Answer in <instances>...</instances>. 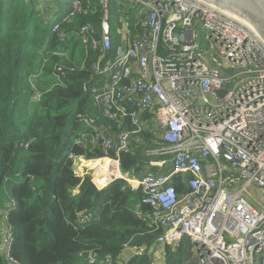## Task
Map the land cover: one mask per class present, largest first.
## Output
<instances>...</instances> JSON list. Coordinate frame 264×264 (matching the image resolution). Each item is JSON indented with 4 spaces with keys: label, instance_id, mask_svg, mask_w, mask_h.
Returning a JSON list of instances; mask_svg holds the SVG:
<instances>
[{
    "label": "built area",
    "instance_id": "1",
    "mask_svg": "<svg viewBox=\"0 0 264 264\" xmlns=\"http://www.w3.org/2000/svg\"><path fill=\"white\" fill-rule=\"evenodd\" d=\"M84 3L74 1L52 34L85 12ZM98 7L97 26L84 25L75 34L87 53L99 52L84 84L97 116L77 119L92 130L82 140L103 153L88 163L109 161L113 172L106 179L96 166L93 184L102 190L123 180L131 193L143 195L150 212L136 213L161 231L151 253L189 239L198 264H264V45L244 24L199 0H99ZM113 9L120 17L117 31L111 27ZM62 68L53 73L55 85L64 84ZM41 75L30 79L31 104L42 100L36 80ZM100 114L118 124L115 136L99 132ZM144 132L155 137L148 151L158 157L148 165L154 171L124 173L121 157L136 151ZM32 143L18 147L29 150ZM177 176L186 186L182 193ZM258 190L263 193L253 198ZM15 209L10 199L0 210V253L10 264H17L9 222ZM92 219L81 214L76 224ZM131 249L135 256L145 252L126 247ZM88 261L126 264L122 257L98 261L92 254Z\"/></svg>",
    "mask_w": 264,
    "mask_h": 264
},
{
    "label": "trees",
    "instance_id": "2",
    "mask_svg": "<svg viewBox=\"0 0 264 264\" xmlns=\"http://www.w3.org/2000/svg\"><path fill=\"white\" fill-rule=\"evenodd\" d=\"M63 1L0 0V210L10 199L16 201L9 216L15 231L12 257L17 264H90L81 257L85 251L99 261L109 256L118 259L126 247H140L144 254L133 255L126 264H155L151 250L161 231L136 213L137 209L143 216L150 212L143 195L131 193L123 180L100 190L90 176L81 178L73 170V156L103 157L99 145L82 140L92 130L77 119L79 114L97 116L84 84L94 74L91 66L99 52L87 53L75 35L84 25L97 26L101 12L99 0H86L85 12L63 22L60 33L52 34L56 20L51 18ZM88 3L91 9L86 12ZM58 65L63 67V85H55ZM40 72L42 100L31 104L29 82ZM96 124L118 131V124L102 114ZM143 137L149 146L138 144L134 153L121 157L124 173L138 175L158 158L148 155L153 136L144 132ZM29 140H33L29 156L18 161L22 151L18 144ZM100 162L113 171L109 161ZM175 185L179 193L186 190L179 176ZM81 214L91 215L92 222L77 226ZM1 238L0 230V244ZM193 250L189 239L176 247L166 245L163 264H191ZM0 264H10L1 253Z\"/></svg>",
    "mask_w": 264,
    "mask_h": 264
},
{
    "label": "water",
    "instance_id": "3",
    "mask_svg": "<svg viewBox=\"0 0 264 264\" xmlns=\"http://www.w3.org/2000/svg\"><path fill=\"white\" fill-rule=\"evenodd\" d=\"M207 6L213 7L220 12L231 16L244 24L264 45V0H199ZM223 95V91L220 92ZM29 150L18 154V161L28 157ZM55 198V197H53ZM91 252L85 251L81 257L88 261Z\"/></svg>",
    "mask_w": 264,
    "mask_h": 264
},
{
    "label": "rangeland",
    "instance_id": "4",
    "mask_svg": "<svg viewBox=\"0 0 264 264\" xmlns=\"http://www.w3.org/2000/svg\"><path fill=\"white\" fill-rule=\"evenodd\" d=\"M74 1H78V0H64L59 7L55 8L54 13H53L52 18H51L52 21H54V20H56V19H58V18H60V17H62L64 15H66L70 11ZM44 4H45V2L43 1L42 5H41V8H43ZM94 5H97V3H95ZM119 22H120L119 14L115 11V9H113V11H112V20H111L112 31H117L119 29ZM78 52L81 53V45L79 46V51ZM36 80L38 81V78ZM153 139H155V138L154 137L150 138V144L154 148L155 145L153 143ZM147 142L148 141L143 137L141 145L149 146V144ZM147 150L151 151L152 148H148ZM150 154H152V153H150ZM86 166H87L88 169H87V172H86L85 176H90V173H92L93 170H95L94 175L92 177L90 176L92 178V180L94 179L95 175H98V173H97L98 172L97 171L98 168H95L96 166L100 167V170L102 172L101 174H103V175L107 174L108 168H109V165L107 166V164L104 163V162H100V163L96 162L95 166H92V165H90V163H87ZM165 169L170 170V166H166ZM110 170H112V169H110ZM81 178H83V177H81ZM254 191H253V198L257 197V195H261L263 193L262 190H258L257 192H254ZM4 206H5V204H4ZM164 247L165 246H161V247L157 248L156 250H154V252L152 254V258H153V262L155 264H163L165 262ZM193 253L195 255V251ZM123 254H127L125 262H127L134 255L132 249L131 250H126V252L123 253ZM190 263L191 264H198L196 256L193 259H191Z\"/></svg>",
    "mask_w": 264,
    "mask_h": 264
},
{
    "label": "crops",
    "instance_id": "5",
    "mask_svg": "<svg viewBox=\"0 0 264 264\" xmlns=\"http://www.w3.org/2000/svg\"><path fill=\"white\" fill-rule=\"evenodd\" d=\"M99 132L102 133L104 136H112L113 137V136L116 135V131H114L113 129L110 131L107 128H104L103 130L100 128ZM142 138H143V136H142ZM88 161H90V160L85 158V157H78V156L75 157V156H73V170H74V172H75V174L77 176L85 177L87 169H88L87 166H86ZM154 161H156V160H154ZM148 165H146L144 167V169L138 175H133V174H131V175L132 176H141V175H143L145 173H151L152 171H154V168H149ZM9 203L10 202H8L4 207H6ZM125 252H126V250L123 253H125ZM121 257L126 260L127 254H122Z\"/></svg>",
    "mask_w": 264,
    "mask_h": 264
},
{
    "label": "bare ground",
    "instance_id": "6",
    "mask_svg": "<svg viewBox=\"0 0 264 264\" xmlns=\"http://www.w3.org/2000/svg\"><path fill=\"white\" fill-rule=\"evenodd\" d=\"M104 163H105V162H104ZM107 166H108V165H107ZM110 172H113V171H109V170H108L107 174H104V178H106V179H107V177H106V176H107V175H108V173H110ZM117 174H118V172H117Z\"/></svg>",
    "mask_w": 264,
    "mask_h": 264
},
{
    "label": "clouds",
    "instance_id": "7",
    "mask_svg": "<svg viewBox=\"0 0 264 264\" xmlns=\"http://www.w3.org/2000/svg\"><path fill=\"white\" fill-rule=\"evenodd\" d=\"M71 10V9H70ZM68 14V13H67ZM58 19H56V21H57Z\"/></svg>",
    "mask_w": 264,
    "mask_h": 264
}]
</instances>
